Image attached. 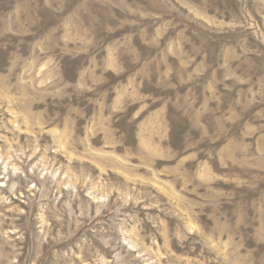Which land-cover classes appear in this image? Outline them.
Listing matches in <instances>:
<instances>
[{
    "label": "rangeland",
    "instance_id": "1",
    "mask_svg": "<svg viewBox=\"0 0 264 264\" xmlns=\"http://www.w3.org/2000/svg\"><path fill=\"white\" fill-rule=\"evenodd\" d=\"M0 264H264V0H0Z\"/></svg>",
    "mask_w": 264,
    "mask_h": 264
}]
</instances>
